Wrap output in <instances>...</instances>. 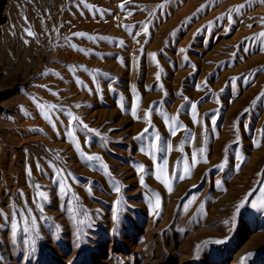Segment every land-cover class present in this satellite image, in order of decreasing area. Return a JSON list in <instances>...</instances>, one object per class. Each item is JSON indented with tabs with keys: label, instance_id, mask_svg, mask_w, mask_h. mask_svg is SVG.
<instances>
[{
	"label": "rangeland",
	"instance_id": "rangeland-1",
	"mask_svg": "<svg viewBox=\"0 0 264 264\" xmlns=\"http://www.w3.org/2000/svg\"><path fill=\"white\" fill-rule=\"evenodd\" d=\"M261 33V0H0V264H264Z\"/></svg>",
	"mask_w": 264,
	"mask_h": 264
},
{
	"label": "snow or ice",
	"instance_id": "snow-or-ice-1",
	"mask_svg": "<svg viewBox=\"0 0 264 264\" xmlns=\"http://www.w3.org/2000/svg\"><path fill=\"white\" fill-rule=\"evenodd\" d=\"M261 3H264V0H261ZM121 7H123V5H121ZM240 7L243 8L244 6L241 5ZM249 27H251V25H249ZM145 30H147L146 29V26H145ZM29 34L31 35V33H29ZM260 37H261V43H264V33H261L260 34ZM157 79H159V76H157ZM138 100H139V97H137V101ZM253 103H255V101ZM54 107L55 106H49V108H54ZM120 107H121V109L123 111L124 110V105L121 104ZM137 107H138V104L137 105H134L133 108H132V111H131V115L133 116L134 119H139V117H137ZM191 109H192L193 121L195 122L196 121V116H197V113H196V105L195 104H192L191 105ZM44 115H45V119L48 120L51 123V118L48 116V114L45 113ZM69 116H71V113H69ZM77 120H78V117L71 116V121H77ZM71 121H70V123H71ZM144 121H145V123H148L149 125L151 124V121H150V113H148V112L145 113V115H144ZM80 123L82 124V121ZM212 123L215 124V119H213ZM175 125H176V121L175 120H172L171 121V124H170V132H171V135H173V136L176 135V131H177V128H176ZM53 127H55L54 124H53ZM83 128L86 129L89 132H94L97 136L100 135V133L99 132H96V130L89 128V126L87 124H83ZM147 132H148V128H145L144 129V132L141 133L140 136L135 137V139H141L142 136L144 135V133H147ZM67 135L70 136V137H72V142L75 144V147H76L78 153L81 156H83L85 160H87V161H101V158L99 156H96V155H88V156H85L84 155V153L80 149L79 142L76 141L74 132L71 129L68 130ZM155 140L158 143H157V145H153V147L154 148H158L159 142L161 141V137L159 135H156L155 136ZM256 146L259 147L260 146L259 143H257ZM168 147L170 148L171 145H168ZM161 150H163V149H161ZM200 151H201V153H203L204 152V149H201ZM197 162H198L197 154L196 153H193V155H192V167H194ZM204 162H207V161L205 160ZM240 162L243 163V160H241ZM166 165H167V161L165 160L164 161V164L162 166H158L157 167L155 176H156V179L158 181H160L161 183H163L164 186L168 189V191L171 192L172 191V181L173 180H176V179H179V180L185 179L186 178V175H189L190 174L191 168L186 169L185 170V174H183V175L168 177V175L166 173ZM99 167L109 176V178H111V173L108 172L107 165H105V164H103L101 162L99 164ZM221 167H223V166H221ZM138 172H141V173L144 172L143 166H138ZM69 175H71V174H69ZM141 184L142 185L144 184V181H143V177L142 176H141ZM114 185H115V191L117 193H119L120 192V186H119V184L114 181ZM65 188H66V185H62L61 186V190L62 191H64ZM40 196L43 197L44 196V193L41 192L40 193ZM119 203H120V201L118 200L117 201V204H119ZM159 206H160V200H159V196L157 194L156 195V204H155V207L156 208H159ZM113 219L114 220H117L118 217L114 215ZM17 227H18L17 224L15 222H13V224H12L13 236L16 235Z\"/></svg>",
	"mask_w": 264,
	"mask_h": 264
}]
</instances>
